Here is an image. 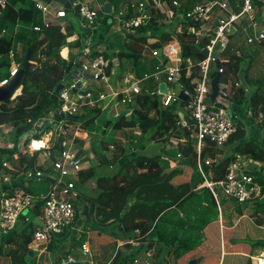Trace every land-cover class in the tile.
<instances>
[{
	"label": "trees",
	"instance_id": "trees-1",
	"mask_svg": "<svg viewBox=\"0 0 264 264\" xmlns=\"http://www.w3.org/2000/svg\"><path fill=\"white\" fill-rule=\"evenodd\" d=\"M108 1L112 3L113 11L111 13H106L100 10L99 12L100 15L102 13L105 14L107 19L113 14L114 10L117 9V6L119 4L121 5L126 0ZM128 1L129 3L127 6L130 7L128 16H131L132 7L130 4L133 0ZM195 3L196 1L186 0L182 2L179 7H174L173 3L171 5L175 12L184 13ZM148 8L151 18L146 24H142L140 27L135 28L133 33H127L124 40V46L126 48L118 53V59L120 61L118 66L122 73L131 72L136 77L143 78L147 74L156 72L159 66L158 60L151 56L144 58L145 49L149 48L151 51V49L161 47L172 39H178L180 41L184 59L191 57L195 61H200L206 57V51L201 49V45L197 42L196 37L188 33L186 29L187 26L184 29L182 28L181 31L174 29L180 27L179 24H185V22H180L178 19V25L170 27L172 24L168 26L169 24L164 22L163 19L165 15L162 11L152 8L151 5H149ZM70 11L72 10L67 9L68 13H70ZM39 14L40 11L36 8L34 0H8L6 8L3 10L2 20L0 21V64H9V50L16 46L18 42H23L24 44L23 55L19 58V61L23 59L29 48H31L30 60L32 61L29 63L26 70L22 91L21 88H19L15 93V96L18 95L17 98L13 101L9 100L8 102L0 103V127L9 124L11 126L12 137L4 141V143L10 145L5 146L0 143V170L4 167V169H9L3 164L4 155H7V159L13 166L18 160L20 166L27 165L30 168L32 166L34 167L36 154L31 156L25 153L18 158H16L15 155L21 152L25 134L32 132L34 122L41 117L43 112L59 108L61 100L59 94L56 92V87L70 76L74 69L80 66L81 62H78L77 58L78 56H82L85 50L84 43L80 39L73 42L68 41V38L75 34L77 29L75 25L62 26L60 24H54L49 28H45L43 32L29 29L27 25L31 26L41 21V18L38 17ZM3 28H7V33L1 34ZM106 29V32H108L110 27L108 26ZM106 32H104L103 35H105ZM154 38H156L157 41L151 42L150 39ZM205 41H207V39H204V42ZM63 47L70 48L69 59L61 56ZM228 48L229 44L225 47L223 52L225 56L228 54ZM65 49H63V51ZM97 54L100 53L96 51L94 55L96 56ZM103 54L106 58L110 59L105 52H103ZM246 55L247 54H237L228 56L229 60L224 63L225 72L222 75V80H227L228 78H233V80H244L245 82L243 81V85L236 90V94L232 96L231 100L241 107L245 106L246 109L252 110L251 119L254 121L259 117L260 113H263L262 122H264V94L261 93L264 88V78H261L258 83L248 78L249 70L246 68V64L242 65ZM126 61L127 65L125 64ZM111 65L115 66L113 59H111ZM68 66L70 67L69 71H67ZM221 66H223V64ZM9 67L10 65H8L7 72L0 81L9 74ZM216 73L217 71L212 72V77H214ZM239 73L243 75V79L240 78ZM185 74L184 72V81L187 83V87L192 90L193 85L185 78ZM255 83L257 84L255 90L251 92L247 91L248 84L253 85ZM152 85V80H148L144 83L145 87H152ZM136 101L137 106L131 112V115L136 117V120L134 118L131 121H127L126 116H124L116 125L119 127H124V125L129 127H140L142 129V134H147L146 136L149 140L158 139L161 142L170 143L173 139H177L179 142L178 144H182L183 142V145L184 143L185 145L178 148L174 147L177 149L176 156H171L170 154L172 153H169L170 150L164 151L165 149L163 148L162 153H169L174 161H181L174 167L170 166V161L164 160V158L161 157L162 153H157L154 157L138 154L122 162L119 171L115 173V175L110 178H106L104 175L97 179L98 188L97 186L96 188L99 192L101 190L100 194H97V196L90 194L82 196L81 191L79 199L83 198V203H80L83 207V211L80 212H82L81 214L84 217H91L95 210L100 211L99 208L102 210L105 207L111 206L112 212L110 216H112L114 220H112L108 226H114L116 221H118V225H120L121 221L126 222L123 220L124 218L129 219L131 216L137 218V216L140 215L138 212L141 210H152V212H154V216L149 217L148 215L147 218H139L141 220L133 224L132 222L131 224H124V232L129 234L136 231L138 235L118 245L109 264H132L133 260L137 256L143 254L145 250L155 251L154 258L157 260L156 264L161 263L160 259L165 260L169 253H172L176 259L178 256L182 257L191 250L201 248L203 244H206L207 232H205V229L211 222L218 218V204L214 195L209 187H198L204 179L200 181L199 178L195 177L191 168L193 165L198 169L197 152H194L193 146L196 142L194 140L193 130L177 125L178 116L177 113L175 114L174 112H176L177 109H182L186 101H181L179 104L163 108L159 95L151 96L146 93L138 95ZM153 111L155 114H152ZM102 112V108L99 107L87 108L83 113L78 114L77 118H70L69 120L71 122L75 120L79 121L82 128L85 129L90 136L95 130L102 129L101 126L100 128L96 127V120ZM234 118L239 123V127L228 142L232 144L238 142L235 144V153L249 154L255 159L264 161V151L259 145L251 142H240V139L245 136V124L241 119H236V114H234ZM41 133L42 132H35L32 136L39 137ZM29 140H25L24 142H28ZM76 141L81 148L85 144V141L82 139H77ZM104 146L105 144L103 142L102 148ZM94 147L97 151L98 148H100L98 147V139H96ZM188 148L190 149L189 154L184 156ZM214 148V145L208 144L202 151V157L206 156L207 153L215 157L217 151ZM179 150L180 152H177ZM81 152L86 154L85 150H81ZM52 153L53 157L60 153V147L57 144L53 148ZM178 153H182V156L179 157ZM125 154L126 150L123 144H118L115 147L111 162L118 163L123 159ZM234 158L233 156L227 157L226 159L213 163L212 167H208L207 169L212 171L213 179L219 180L224 178L228 165ZM160 159L164 160L163 168H166L165 170H162ZM140 169H147V172L144 173L148 174L150 172L152 176L160 171L159 174L161 177H157L156 182L152 180V176L147 178V183L142 182V184H145L146 188L151 187L153 190L154 187H156L155 191H158L160 199L157 198L153 203L136 201V206L131 207L129 210L127 206L126 209L123 210L120 206V195L127 190V185L133 178L138 180V177H141L138 175L144 174L139 173ZM163 171L167 172V174H161ZM9 172L17 178L18 173L15 172V170L9 169ZM179 172H181L182 175H176ZM96 173L97 169L94 166H89L83 170L80 174L81 185L92 179ZM170 173L172 176H170ZM199 173L201 174L200 171ZM145 174L143 176H145ZM16 178L12 182V187L21 184L25 191L29 193L39 194L47 192V187L49 185L48 180L42 179L38 181L34 178L28 180L24 177L16 181ZM259 180L264 185V178L261 177ZM26 182H28L27 186L24 185ZM81 185H79V189ZM183 187L186 191L177 196L176 192H181V188ZM144 191L147 192L151 190ZM191 197L196 198V201H194L195 204H192L186 209H182ZM76 203L78 204V201ZM142 205H145L143 209L137 207ZM87 206L89 207V215L84 213ZM258 207H261V209L264 208V202L260 203ZM38 209L39 206H37L33 212L30 211L29 214L34 217L38 213ZM81 214L77 215V218H80V216L82 217ZM183 229L184 234L182 237H179L178 234ZM33 230L34 223L28 221L16 235L9 236L6 240V243L12 244L15 242L18 245L17 249L10 248L7 250V253H13L15 258H17L13 264H29L28 258L30 252H32L30 245L33 241ZM80 240L82 244L87 240L85 233L81 235ZM252 243L253 245L264 246V235L260 237V234H257L254 241L252 240ZM167 247H171V249L167 250ZM1 253H5L2 245H0V254ZM227 256L230 255L227 253L225 258ZM248 256L249 255L237 256L234 262H242V257L247 258ZM225 258L222 264H225ZM242 263L252 264L251 257L248 260H243ZM197 264H199V262Z\"/></svg>",
	"mask_w": 264,
	"mask_h": 264
},
{
	"label": "built area",
	"instance_id": "built-area-1",
	"mask_svg": "<svg viewBox=\"0 0 264 264\" xmlns=\"http://www.w3.org/2000/svg\"><path fill=\"white\" fill-rule=\"evenodd\" d=\"M54 1L34 0L36 8L40 11L41 21L31 26L27 25L29 29L43 32L45 28L58 24L60 19L67 17V8L59 2L60 6L55 5ZM70 2L71 8L82 18L90 25L95 24L100 16L98 9L91 6L88 1L70 0ZM172 3L174 7H179L182 1L173 0ZM7 4L8 0H0V21ZM130 6L134 14L128 16L130 7L126 6L127 14L126 11L121 10L119 15L127 17L122 26L128 33H133L135 28L148 22L151 14L146 1H133ZM179 13L175 12L172 7L168 15L173 21L178 22ZM184 14L187 18L185 21L192 24L188 33L193 34L197 42L201 44V49L206 51L207 55L204 59L200 61H195L191 57L184 59L180 41L172 39L161 47L151 49L149 56L158 60V70L143 78H138L131 72H116L114 66L111 65V59L100 53L82 63L78 70L72 71L70 75L72 82L68 86L65 80L62 82L64 86L58 93L61 104L58 109L49 112L51 118H47L49 120L47 123L53 124V129L48 132L43 131L39 137L33 136L26 142V149L29 153L40 154L44 156V159L37 166L25 167L23 175L28 180L32 178L39 181L48 180V191L40 194L20 191L13 195H5L1 200L0 210V228L4 233L14 230L21 217H24L25 222H33L34 218L38 217L41 225L34 223L35 229L30 248L42 250L47 248L54 235H73L81 229L77 227V222L80 221L77 215L82 212L78 211L76 202L81 194L80 174L89 167L90 163L86 160V154L81 152L83 148L76 141L80 138L78 135L81 123L78 125L70 123L69 118L62 117V114L67 112L79 114L83 113L86 108L94 107L102 108L108 113L110 112L109 105H123L124 110L130 109L132 112L137 106L138 95L143 93L151 96L159 95L163 108L186 101L182 109H177L179 116V122H177L180 126L193 130V136L196 139L194 152H197V166L205 182L201 187H209L217 203L223 196L238 204L264 198V185L259 181L260 178L251 171L252 163L256 161L251 155H237L229 163L225 177L219 180L213 179L212 171L207 169L212 167L218 159L202 157V151L208 144L224 146L237 131L239 123L235 120L234 114H236V119H241V121L245 118L251 119L252 110L249 109L247 112L238 105L239 109L236 112L231 107V98L242 86V81L233 80V78L222 80L225 72L224 63L228 59L221 58V54L228 45L231 35L234 34L233 31H238L239 26L236 23L239 21H241V27L247 23L245 28L253 30V35L248 37L249 43L264 42V0H202L192 5ZM178 28V31H181L182 28ZM5 33H7V28L1 30V34ZM204 39L207 41L204 42ZM8 56L11 62L9 74L0 81V86L8 84L19 71L21 61H19L20 55L16 46L9 50ZM217 59L220 62L219 67L216 64ZM213 66H216V70ZM214 71L221 73L219 95L229 100L228 105H225L222 99H209ZM184 72L186 73L185 78L193 85L192 90L184 81ZM113 75L117 77V84L111 81ZM95 80L106 86V91L100 92L98 96L88 86L89 81ZM148 80H152V87L144 86ZM162 82L167 84L166 93L160 90ZM79 90L89 91L84 95ZM182 91L187 95V99L181 98ZM103 100L106 104L102 103ZM230 108L233 109L232 115L229 112ZM121 112H116L114 116ZM259 116L263 118V113ZM56 119H59L58 123ZM37 125L38 121H35V129ZM1 129L0 138H3L2 135L5 132L9 133L10 130L7 124ZM37 133L40 132L37 131ZM56 144L60 147V153L53 157L52 150ZM178 156H182V153H178ZM47 160H51L50 167L44 166ZM3 164L8 166L6 162ZM51 168L54 173L51 172ZM84 185L85 183L81 187L84 188ZM37 206H39L38 213L34 217L30 216L29 211L36 209ZM25 211L28 212L24 213ZM82 217L84 218L83 215ZM81 246L85 254L91 253L87 241ZM66 254V257L64 255L60 260L61 264H87L86 260L82 261L71 252ZM262 258L264 256L256 259L257 264H261ZM156 263L150 250L137 256L132 262V264Z\"/></svg>",
	"mask_w": 264,
	"mask_h": 264
},
{
	"label": "crops",
	"instance_id": "crops-1",
	"mask_svg": "<svg viewBox=\"0 0 264 264\" xmlns=\"http://www.w3.org/2000/svg\"><path fill=\"white\" fill-rule=\"evenodd\" d=\"M81 1H86V0H81ZM94 1H98V6L97 7L93 6V5L92 6L96 9H98L99 12H100V10L104 11L103 6L100 3V0H88L89 3L94 2ZM104 1H108V0H104ZM133 1H135V2L146 1L148 7H149V5H151L152 8H154V9L156 8L157 10H160L163 12V14L165 15L163 20H164V22H166V24H171L172 22H175L168 15L170 13V8H172L171 4H172L173 0H160L162 2V5H160V6L156 5L158 0H138V1L133 0ZM185 1L186 0H183L182 2H185ZM128 3H129L128 0H126L124 2V4L126 6L128 5ZM55 5L60 6V4H55ZM72 14H74L76 16L78 13L75 11H70V13H68L66 18L60 19V22L58 24H60L62 26H67V25L72 24V25H75L77 27L76 24H73L74 21H76V20H75V18L71 17ZM78 19H79V21H81L79 17H78ZM98 20H100V18H98ZM107 20H109V19H107ZM122 24H123V21L120 23L119 28L115 29V28H113V26L110 27L107 23H105L106 26H104V28H103V26L100 27V29H102V31L100 29L97 30V28H95V24L94 25H90V24L84 25V26H82L83 30L77 28L78 30H80V33L76 29L75 34L73 36L69 37L68 41L73 42V41H76L77 39H80L84 43L85 50L83 52V55L78 56V58H77V61L81 62L80 66L74 70H78L81 67L82 63L87 62L88 59L94 57L95 56L94 53L96 51H98L99 53L105 52V54H107L108 57H110V59H113L114 64H115V66H114L115 71L121 73L122 71L118 66V64L120 62L118 59V52H119V50L123 49L124 39L128 33L127 30L124 29ZM108 26L110 27V29L108 32H106L107 31L106 28ZM243 27H244V24H243ZM237 29H240V27ZM104 32H106L105 35H103ZM239 34H241V32ZM150 40H151V42H155L157 39L154 38V39H150ZM16 49L18 50V54L21 57L23 55V50H24L23 42H18L16 44ZM63 49H65V50L63 51ZM86 52H89V53H86ZM69 54H70V48L69 47H63L61 50V56L63 58L69 59ZM247 54L250 55L249 52H247ZM238 55H240V52H238ZM125 64L127 65V61L125 62ZM114 78H117L116 75L112 76L111 81L113 84H117L116 79H114ZM240 81H242V80H240ZM88 86L90 87V89H92L94 91V94L97 96L100 92L106 91V86L102 82H98L96 80L95 81H89ZM247 91H249L248 87H247ZM261 93L264 94V88L262 89ZM102 103L106 104V101L103 100ZM121 106H123V105H119V106L109 105V107H110L109 113L111 114V116L113 114H115L116 112H121L122 110H124V108H121ZM106 117H107V114H106ZM106 117L101 118V116H99L97 118V120H96V127L97 128H100V126L103 128V126L106 122ZM251 123L254 124V121L244 122V124H245V136H244V138L240 139V142L241 143H246V142L255 143V144L259 145L263 150V148H264V129L262 131L260 129L256 130L255 132H251L250 134H248V132H247V134H246V125H248V124L251 125ZM255 125H257V124H255ZM259 125H261V123H259ZM7 126H8V129L11 131V126L9 124ZM141 130L138 127L130 129L129 131H131V132H129V134H127V139L126 140L122 139L120 141H127L128 140L127 143L131 144V141L132 140L134 141L135 137H137L136 135L140 134V135L146 136L147 134H142ZM98 132H99L98 129L94 131V133H98ZM42 133H43V131H42ZM83 135H86V137H87L89 134L86 131H84ZM86 137L84 138L85 144L82 147L83 148L82 150H85V151H86L85 145L89 144L86 141ZM142 138L143 137L140 136V140H138V142H137V143H139L138 146L133 148L132 151L130 150L131 146L129 147V145L122 142V144L126 150V154L124 155L123 159H121V161H119L118 163H114V166L120 167L122 165V162L126 161L128 158H133L138 154L139 155L145 154L148 157H154L157 154V153H155V152H157L156 149L158 148V146L156 145L157 141L155 140L156 142H154V140H149V138H147V136H146V138L144 137V139H146V140H142ZM144 141H146V142H144ZM172 141L175 144L174 147H176V148L180 147V146L176 145L177 142L174 139ZM94 142H96V141H94ZM25 143L26 142L23 143L22 155L25 153H28L31 156H33L31 153H29L27 151L26 145L24 146ZM91 143H93V142L91 141ZM237 143L238 142L232 144V143L227 142L224 146H214L215 147L214 149L217 151V155L215 157L214 156L213 157L217 158L219 161L222 159H226L227 157H230V156H233V158H234L237 155L242 154V153H235V150H236L235 144H237ZM184 145H185V143H184ZM154 146H155V148H153ZM170 146H172V145H170ZM167 147H169V145ZM218 147H220V148H218ZM177 152H180V150ZM112 154H113V152H112ZM162 154H167L166 157H163V156H161V157L164 158V160L170 161L171 167H174L181 162L178 160L174 161L170 157L169 153H162ZM246 155L250 156L249 154H246ZM16 156L18 157V154H16ZM88 157H89V155H88ZM205 157L206 158H213V157L209 156V153H207ZM42 159H44V156H42L40 154H36V160H35L34 166H37L38 163H41ZM91 159H94V158H91ZM101 159H102V161L99 164L102 168L106 167L107 165H112L111 164V157H110V163L108 162V159L106 160L103 157H101ZM255 160L256 161L254 163H252L253 168H251V171L257 177H259V178L263 177L264 178V161L258 160V159H255ZM172 161L176 163L174 166H173V164H171ZM4 162H6L8 164V166H6L7 168H9L10 170H15V172H17L18 175H17V178L14 177V175L9 172V169L8 170L4 169L5 167L3 168V173H2V169L0 170V210H1V200L5 195H13L14 193L20 192V191L26 192L21 184L18 186L12 187V182L15 180V178H16V181H18V179L24 178L23 171L25 170V167H28V166L27 165L20 166V162L18 160L16 161V164L14 165L15 167L13 165H11V162H9L7 160H4ZM96 165L97 164L95 162L93 163V161H90L89 166L96 167ZM146 170L147 169H142V170H140L139 173L142 174L144 172H147ZM5 178H7V180ZM138 179H141V181L143 183H144V181L147 180V178L145 179L143 176L138 177ZM89 181L90 180H88V182ZM88 182L85 183L84 188L80 187V191L85 189V188H88V190L91 189L90 193H94L93 196L97 195L98 193L96 194V191H95L97 188H94L96 185V182H95V184L92 183V185H89ZM24 185L27 186L28 182L24 183ZM201 185H199L198 187L201 188ZM48 188H49V185L47 187V191H48ZM100 192H101V190H100ZM157 198L160 199V195H159L157 190L154 191V189H153L151 191H147V192L143 193L142 195H140L138 197H135V201H140V202L142 201V203L143 202L153 203L157 200ZM223 198L228 199L230 201H234V200H231L227 197H223ZM221 202H222V198L220 199L219 203H217L218 204V213H217L218 218H217V220L211 222L205 229V232H207V242L206 243L208 245V250L210 252H213V253L217 252V247H218V239H215V237L218 236L219 232L221 233L220 256L217 257L218 260L214 264H222L223 258L226 256L227 253L234 258L237 256L250 255L251 259H252V264H257L255 258H258L260 256H264V246L256 245V244L253 245L252 240L254 241L255 236L257 234H260V237L262 235H264V208L261 209V207H258V205L260 203L264 202V198L259 199V200L258 199L255 200V203L254 204L252 203L251 207H247V206H250L249 203L243 205V207H246V208H244L242 211H236V210L232 211V208H229L226 213L222 210ZM236 204L240 205L238 203H236ZM77 206H78V209L81 206L79 211H83V207L79 202H78ZM137 207H139V206H137ZM108 208H111V206ZM99 209L101 210V208H99ZM33 211H34V209H31V212H33ZM104 212H105L104 210L98 211L99 216H97V214H95V218H94L95 220H92V221H94V224L97 223L96 228L88 231L89 232L88 235L90 234L91 231H94V233L97 232L99 234H106L105 236H109L106 233L107 231H109L110 234L112 233L113 235L118 234L116 232V229L118 226H110V228L106 227V226H108V224H110V222L112 220H114L112 216H110L108 214L106 218L100 220V217H102L104 215ZM151 212H152V210H150V211L141 210L140 212H138V213H140V215H138L137 218L143 219V217L147 218L148 215H149V217L154 216V212H152V213ZM88 213H89V211H88ZM144 213H145V215H144ZM92 215H94V214H92ZM92 215H91V217H92ZM91 217L88 216L87 220L90 219ZM1 231L2 230L0 228V245L3 246L5 253L0 254V259L4 256L11 262V264H13L17 260V258H15V255H13V253H7V250H9L10 248L17 249L18 245L15 242L12 244L6 243V240L9 238V236L16 235L19 232V224H18V226H16V228L14 230H11L10 232L4 233L2 231L3 233H1ZM122 233H124V230ZM89 237H90V235H89ZM53 247L55 248V245H53V240H52L47 245V248H44L42 250H32V252H30L29 258H28L29 262L33 259H36V261L34 263H31V264H39V259L42 258L43 255H45L46 253H49L48 251L50 249H52ZM92 254H93V252L88 254L89 255L88 259H85L83 257H81L79 259H81L82 261L86 260L87 264H95V262H93V260L91 258ZM61 257L62 256L59 255V257H57L54 260H61L63 258V257L62 258ZM234 260H236V259H233V261ZM110 261H111V259L109 261H106V263H103V264H108ZM160 261H162V260L160 259ZM237 262L238 261H235L233 263L237 264ZM40 264H45V263L42 261V262H40ZM59 264H60V262H59ZM240 264H243V263L241 262Z\"/></svg>",
	"mask_w": 264,
	"mask_h": 264
},
{
	"label": "rangeland",
	"instance_id": "rangeland-1",
	"mask_svg": "<svg viewBox=\"0 0 264 264\" xmlns=\"http://www.w3.org/2000/svg\"><path fill=\"white\" fill-rule=\"evenodd\" d=\"M86 1H88V0H86ZM136 1H138V0H136ZM181 1H183V0H181ZM193 1L194 2L195 1L196 2L197 1L200 2L202 0H193ZM54 4H58V1L55 0L54 1ZM90 5L91 6L93 5V6H96L97 7L98 6V1L91 2ZM156 5H159V6L162 5V2L160 0H158L157 3H156ZM121 10L126 11V14H127L126 5L124 3H122L121 5L119 4L117 6V9H115L114 12H113V14L108 18L109 20H107L106 15L102 13L99 16L100 20L97 19L96 22H95V28H97V30H99L100 27H102V26L104 28V26H106L105 23H107L110 27L113 26V28H115V29L116 28H119L120 23L122 21H124L125 19H127V17H123V16H120L119 15V11H121ZM72 11H75V10H72ZM132 14H134V13H132ZM77 16L80 18L81 21H79V19H78ZM38 17L41 18L40 14L38 15ZM71 17L72 18H75L76 21H74V24L77 25V28L78 29L83 30L82 26L89 24L79 14H77L76 16L74 14H72ZM186 19L187 18L185 16V14L180 12L179 13V20L181 22H185V24L182 23V24H179V25L183 29L186 28V26H187L186 29L188 31L189 27L192 24L186 22L185 21ZM171 24H169L168 26L171 25L170 27H174V26H177L178 25L177 22H172ZM236 25L237 26H240L241 25V21L237 22ZM174 29L175 30H178V27H176ZM100 30L102 31V29H100ZM78 31L80 33V30H78ZM233 32H234V34L230 37V41L228 43L229 44V48L227 50L228 54H226V56H225L222 53L221 54V58L225 57V59H228L229 60V57L228 56L237 55L238 52H240V54H247V52H249L250 55L249 56L246 55L245 59H243L244 61L242 62V65H245L246 64V68L249 70L248 78L250 80H253V82L258 83L261 78H264V44L263 43H259L258 41L257 42H254V43H249L248 42V37L251 36V35H253V30L251 28H242L241 29V34H239V35H238L237 32H235V31H233ZM125 48L126 47L123 46V49L122 50H125ZM122 50H119V52L122 51ZM149 52H150V49L149 48H146L145 49V52H144V58H146V57L149 56ZM8 65H11V62H9V64H7V65H5L3 67H0V79L6 74L7 69H8ZM213 68L216 70V66H213ZM239 75H240V78L243 79V75L241 73H239ZM114 79H116V78H114ZM90 80H94V79H90ZM65 81L67 82L66 85L68 86L72 82L71 81V77L68 76L65 79ZM243 81H242V85H243ZM256 83L253 84V85L248 84L249 92H251L252 90H255V88L257 87L256 86L257 85ZM14 95H13V97L15 98ZM15 99H13V100H15ZM13 100H10V101H13ZM231 107L234 110H236V112H238L239 106L235 102H232ZM243 107L242 108L244 110H246L247 112L249 111L248 109L245 108V106H243ZM121 108H125V106H121ZM56 109H58V108H56ZM56 109H50V110H46L45 112H43V114L41 115L40 119L37 120L38 121V125H37L36 129L33 128L32 132H29V133H26L25 134V136L23 138V143H24L25 140L31 139V137H33L32 136L33 133H35V132L37 133V131H40V132H42V131L48 132L49 130L53 129L51 127L50 123H47L49 121V120H47V118L48 117L51 118V116H49V112L54 111ZM177 111L178 110H176V112H174V113L176 114ZM106 114H107V112L106 111H103L102 114L100 115L101 118H105L106 117ZM152 114H155V112L153 111ZM177 116H178V114H177ZM111 118L113 120L112 121V124L110 125L109 129L107 130V134L103 138V142H104L105 146L103 148L102 147L98 148V151L94 147L95 146V143H96L94 141H96V139H98V141H99V139H100V137L102 135V129L103 128L102 129H98L100 132L91 134L89 137L88 136L86 137V135H83V133H84L85 130H83V129L79 130V135L78 136H80L82 138H85L86 137V141H87V143H89V144H86L85 145L86 152H87L86 153V160H88L89 163H90V161H93V163L95 162L97 164L96 167H95L97 169V173L88 182L89 185H92V183L95 184V182H96V185H95L94 188H96V186L98 188L97 179L99 177H103L104 174H105L106 178L107 177L110 178L111 176L115 175V173H117L119 171V168H120V167L114 166V163L113 162H111L112 165H107L106 167L102 168L100 166V164H99L102 161L101 157L105 158L106 160L108 159V162L110 163V157L112 158V155H113L112 152L114 153V150H115L114 148L118 144H122V142H123V143H126L127 145H129V147L131 146V147L135 148L139 144L137 142H138V140H140V136L143 137L142 140H146V139H144V137L146 138V136H143V135H140L139 134V135H136L137 137H135L134 141L133 140L131 141V144L127 143L128 140L127 141H120L122 139L126 140L127 139V134H129V132L132 131V130L131 131H129V130L132 129V128H136V127H129V126H126V125H124V127H119L118 125H116L119 120H116L114 114L111 116ZM134 118L136 120V117H133L131 115V113L126 116V120L127 121H131ZM178 120H179V116H178ZM58 121H59V119H56V123H58ZM248 121H251L252 122L254 120H252V119H246L245 118L244 122H248ZM178 122H177V125H180V124H178ZM70 123H73L75 125H78L79 124V121L75 120V121L70 122ZM259 123H261V125H259ZM255 124H257V125H255ZM251 125H249V124L246 125V134H247V132H248V134H250L251 132H255L256 130H259L260 129L262 131L264 129V126H263L264 125V122H262V117L261 116H259L254 121V124L251 123ZM138 128H140V127H138ZM140 130H141V128H140ZM0 133L2 134L1 127H0ZM2 137L3 138H0V143H2L5 146L10 145L8 143H4V141L11 137V131L9 133H6L5 132L2 135ZM174 140L177 142L176 143L177 146H180V147H183L184 146L183 143L182 144L181 143L178 144L177 139H174ZM194 140L196 141V139H194ZM91 141L93 143H91ZM156 141L154 140V142H156V145L158 146V148L156 149L157 152H155V153H158V152L159 153H162L163 148L164 149L166 148L165 151L166 150H170L169 153H172V154H170L171 156H176V154H177L176 153V150L177 149L176 148H173L175 146V144L172 141H170V143H164V142H161L158 139H156ZM144 142H146V141H144ZM168 145H169V147H167ZM170 145H172V146H170ZM195 145H196V142L194 143V150H195ZM153 148H155V146ZM218 148H220V147H218ZM130 150L132 151V149H130ZM263 150H264V148H263ZM22 151H23V145H22L21 152ZM88 155H89L90 158L88 157ZM166 155L167 154H162L163 157H166ZM209 156L213 157L212 154L209 155ZM91 158H94V159H91ZM4 160L9 161L7 159V155H4L3 156V161ZM160 162L162 163V168H163L164 160L163 159H160ZM171 164H173V166H174L176 163L172 161ZM44 166L50 167L51 166V160H47V162L45 163ZM191 168H192V170H193V172L195 174V177L199 178L200 181H202L204 179V177H202V175L199 173L197 167H194L192 165ZM1 169H2V173H3V168H1ZM165 169L166 168H163L162 170H165ZM50 170H51V172L54 173V171L52 170V168ZM140 170H142V169H140ZM140 170H139V172H140ZM159 172L156 173V174H154L153 176H152V174L150 172L148 174H145L144 173L145 176H143L144 174L143 175H138V176H143L145 179L148 178L149 176H152L153 177L152 180L154 182H156L157 181V177H159V178L161 177L160 174H159ZM181 172H179L176 175H178V176L182 175ZM161 174L166 175L167 172L163 171ZM170 176H172L171 173H170ZM144 182L147 183V181H144ZM204 183L205 182L203 181L200 184H204ZM155 188L156 187H154V191H155ZM90 190H88V188H85V189L81 190L82 191V196H85L87 194L93 195L94 193H90L91 192ZM144 190H152V188L151 187L146 188L145 187V184H142L141 179L136 180V178H133L131 180V182L127 185V190L120 195V206H121V208L123 210H125L126 207L128 206V210H129V209H131V207L136 206L137 204L135 205V202H136L135 201V197H138V196L142 195L143 193H145ZM95 191H96V194L97 193L100 194V192L98 191V189H96ZM185 191H186V189L183 187V188H181V192L182 193L181 192H176V195L179 196V195L183 194ZM44 193H46V192H44ZM223 197H225V196H223ZM223 197H221L222 198L221 206H222V210L225 213L227 212V210L229 208H232V211L233 210L242 211L244 208H246V207H243V205H245V203H241L240 205H237L234 201H230L228 199H224ZM194 201H196V198L195 197H191L188 200V203L182 209H186L187 207L191 206L192 204H195ZM78 202L79 203H83V198H80L78 200ZM252 203L254 204L255 201H250L249 202L250 206H247V207H251L252 206ZM144 207H145V205L139 206L140 209H143ZM80 208H81V206L79 207V209ZM103 210L105 212H104V215L102 217H100V220L106 218L107 215L108 214L110 215L111 212H112V209L111 208H108V207H105V208H103L100 211H103ZM93 214L94 215H92V217L90 219H88V220H87V217H84V218L82 217L81 218V216H80V221L77 222V227H78V229H80V228L81 229L79 231L75 232L73 235H54L53 238H51L50 242L53 240V245H55V248L53 247L52 249H50L48 251L49 253H46L45 255H43V257L39 259V264L42 261L45 264H54V263L55 264H59L60 260H54V259H56L57 257H59V255H61L62 257L65 255V257H66V255H67L66 253L67 252H71L77 258L83 257L85 259H88L89 258V255L88 254H85L82 251V246H81L82 245V241L80 240L81 235L84 234V233L85 234L87 233L86 234V236H87V240L86 241L89 243L91 252H93L92 257H91L92 260H93V262H95V264H100V263L103 264V263H106V261H109L112 258V256L114 255L113 253L116 250V247L118 245H121L124 242H126L127 239H130V238H133V237L135 238L138 235L136 231L131 232L129 234H127L126 232L122 233L123 232L122 229H124V227H123L124 224H126V223H130L131 224V222L133 224L134 222L141 220L139 218H135V217L131 216L129 219H125L124 218L123 220L126 221V222L121 221L120 225H118L119 222L116 221V223L114 224V226H118L117 229H116V232L118 233L117 235H113L112 233L110 234V232L107 231L106 233L109 236H105L106 234H99L97 232L94 233V231H91L90 234H89L90 235V237H89V235H88L89 232L88 231H90L91 229H95L96 228V224L97 223L94 224V221H92V220H95L94 219L95 218V214H97V216H99L98 210H95L93 212ZM29 215L31 216V214H29ZM131 220H133V221H131ZM25 223L26 222L24 221V217H21L20 220H19V222H18V224H19V231H20L21 227L23 225H25ZM106 227L107 228L108 227L110 228V225L109 226H106ZM34 229H35V226H34ZM183 230H181L179 232V234ZM1 233H3V232L1 231ZM179 234H178V236H179ZM215 239H218L217 252H215V253L210 252L208 250V245L206 243L205 245L203 244V246L201 248H197V249L191 250L190 252H188L187 254H185L182 257L181 256H178L177 259L175 258V256L172 253H169L168 254V257L165 260H162L160 264H190V261L193 260V259L196 260V261H198L199 264H205V263H208V262H209L208 264H214L218 260L217 257L220 256V245H221V240H220L221 239V233L220 232L218 233V236L215 237ZM124 249H125V247H124ZM166 249L167 250H170L171 247H167ZM150 251L153 253V255H155V251L154 250H150ZM144 253H147V250H145ZM250 257H251L250 255L247 258L242 257V262H243V260H248ZM224 258H223V260H224ZM233 259H236V258H233L232 256H227L225 258V264H234L233 263L234 262ZM256 259L257 258H255V260ZM35 261H36V259H33V260H31L29 262V264L34 263ZM156 261L157 260H155V262ZM240 263H241V261H238L237 262V264H240ZM256 263H257V260H256ZM0 264H11V262L6 257L3 256L0 259Z\"/></svg>",
	"mask_w": 264,
	"mask_h": 264
},
{
	"label": "water",
	"instance_id": "water-1",
	"mask_svg": "<svg viewBox=\"0 0 264 264\" xmlns=\"http://www.w3.org/2000/svg\"><path fill=\"white\" fill-rule=\"evenodd\" d=\"M59 3L63 4L67 9L71 10V2L70 0H57ZM100 3L102 4L103 6V9H104V12L106 13H111L113 11V5L111 2L109 1H104V0H100ZM244 26H246V23L244 24ZM249 55V54H247ZM216 57H218V54H216ZM31 58V48H29L26 52V54L24 55L23 59L21 60L20 62V65H19V71L17 73L16 76L12 77L9 81L8 84L6 85H2L0 86V102L1 103H5V102H8L9 100H13L15 99L17 96H15L14 94L16 93V91L21 87V90H22V86H23V79H24V76L26 74V70L29 66V63L31 62L30 60ZM217 67L220 66V62L219 60L217 59ZM5 65V63H2L0 64V67H3ZM70 70V67L68 66L67 67V71ZM221 79V73L219 71H217L216 75L212 78V81H211V85H212V92H211V96L209 99H222L223 100V103L225 105H228L229 104V100L227 99H223L220 97L219 95V81ZM63 83L61 82L60 84H58V86L56 87V92L59 93V91L63 88ZM160 90L161 92L163 93H166L167 92V84L165 82H162L160 84ZM89 90H79L80 93L82 94H87ZM13 95L15 96V98L13 97ZM181 98L183 99H187V95L185 94L184 91L181 92L180 94ZM131 110L130 109H126L124 110L123 112H121L120 114H118L117 116H115L116 120H120L122 117L130 114ZM229 112L230 114L232 115L233 114V109L230 108L229 109ZM67 117V118H77L78 115L77 114H71L69 112L65 113V114H62V117ZM112 118H111V114L108 112L107 113V117H106V122L103 126V129H102V135L98 141V147H102V143H103V138L104 136L107 134V130L108 128L110 127V125L112 124ZM51 126L53 127V124H51ZM26 145V143L24 144V146ZM189 151L190 149L188 148V150L184 153L185 156H187L189 154ZM22 155V152H20L18 154V157H20ZM50 181H53L52 179H50ZM245 204H248V203H245ZM88 211H89V207L87 206L85 208V212L86 214H88ZM28 211H25L24 213H27ZM33 223H36L38 225H41V221L39 220L38 217L34 218L33 220ZM184 234V230L179 234V237H182ZM84 264V263H82ZM190 264H197V261L196 260H191L190 261Z\"/></svg>",
	"mask_w": 264,
	"mask_h": 264
},
{
	"label": "clouds",
	"instance_id": "clouds-1",
	"mask_svg": "<svg viewBox=\"0 0 264 264\" xmlns=\"http://www.w3.org/2000/svg\"><path fill=\"white\" fill-rule=\"evenodd\" d=\"M244 24H245V23H244ZM246 26H247V23H246ZM246 26H244V27L239 26L240 29H238L237 32H239V31L241 32V29H242V28H245ZM240 32H239V33H240ZM239 33H238V35H239ZM22 87H23V86H22ZM21 91H22V90H21ZM20 93H21V92H20ZM102 111H105V110H102ZM79 114H80V113H79ZM77 115H78V114H77ZM65 117H66V116H65ZM66 118H67V117H66ZM69 119H70V118H69ZM51 127H52V126H51ZM81 129H83L82 126H81ZM83 130H85V129H83ZM85 131H86V130H85ZM86 132H87V131H86ZM87 133H88V132H87ZM88 136H89V135H88ZM79 139L84 140V138H82V137H80ZM15 157H16V156H15ZM16 158H18V157H16ZM4 166H5V165H4Z\"/></svg>",
	"mask_w": 264,
	"mask_h": 264
},
{
	"label": "bare ground",
	"instance_id": "bare-ground-1",
	"mask_svg": "<svg viewBox=\"0 0 264 264\" xmlns=\"http://www.w3.org/2000/svg\"><path fill=\"white\" fill-rule=\"evenodd\" d=\"M261 264H264V258H262V260H261Z\"/></svg>",
	"mask_w": 264,
	"mask_h": 264
}]
</instances>
